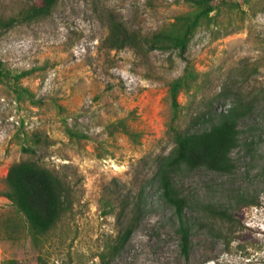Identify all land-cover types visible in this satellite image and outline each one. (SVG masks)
Instances as JSON below:
<instances>
[{
	"label": "rangeland",
	"instance_id": "1",
	"mask_svg": "<svg viewBox=\"0 0 264 264\" xmlns=\"http://www.w3.org/2000/svg\"><path fill=\"white\" fill-rule=\"evenodd\" d=\"M30 4L0 0V18ZM210 5L183 54L141 41L201 8L194 0H58L47 17L0 28V62L12 74L29 72L18 85L31 93L18 97L0 82V264H264V0ZM118 29L139 46L117 48ZM186 68L195 78L172 122L168 89ZM225 116L236 133L229 172L169 167L171 128L200 133ZM22 161L65 188L63 212L41 236L4 197L7 172ZM162 172L187 202V254L160 198Z\"/></svg>",
	"mask_w": 264,
	"mask_h": 264
},
{
	"label": "trees",
	"instance_id": "2",
	"mask_svg": "<svg viewBox=\"0 0 264 264\" xmlns=\"http://www.w3.org/2000/svg\"><path fill=\"white\" fill-rule=\"evenodd\" d=\"M27 1H31V4L22 8L17 15L6 19L0 18V28H11L47 17L58 2V0ZM213 1L215 0H194V3L201 8L193 13L177 17L171 30L157 32L141 42L150 49L178 50L180 54H183L200 21L213 11L210 5ZM114 40L117 48H123L129 44L132 47L139 46L138 40L127 34L124 29L117 30ZM27 75L29 72L12 74L4 69L0 62V82H11L13 91L18 97L31 95L27 89L18 85V81ZM194 78L193 70L186 68V74L170 84L168 96L173 114L172 122L178 118L180 91L187 88L188 80ZM171 131L175 144V156L169 163V167L185 166L190 170L204 168L217 173L230 171L228 156L235 146L236 135L235 120L232 116H225L219 125L200 133L182 134L174 128H171ZM128 135L135 137L134 134L129 133ZM23 151L30 152V149L24 148ZM159 181L160 198L173 209L181 249L184 254H187L190 232L193 227L186 212L187 202L180 196L175 183L166 173L162 172L159 175ZM5 183L7 191L4 197L23 216L31 234L41 236L48 233L63 212L65 188L61 180L35 162L22 161L9 168ZM201 210L212 217L231 221L226 210L212 205H203ZM132 211L133 216L120 236L121 244H125L130 239L135 229L136 216L142 211L140 203L136 204Z\"/></svg>",
	"mask_w": 264,
	"mask_h": 264
}]
</instances>
